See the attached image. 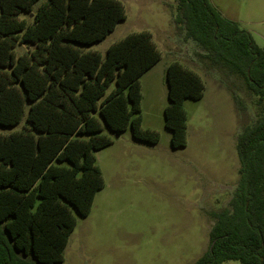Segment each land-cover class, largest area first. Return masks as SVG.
Segmentation results:
<instances>
[{
    "label": "trees",
    "instance_id": "1",
    "mask_svg": "<svg viewBox=\"0 0 264 264\" xmlns=\"http://www.w3.org/2000/svg\"><path fill=\"white\" fill-rule=\"evenodd\" d=\"M176 1V28L213 65L240 75L257 107L238 136L240 181L230 207L211 213L210 248L196 264H264V47L211 0ZM126 19L121 0H0V125L25 121L0 132V264L64 262L78 216L105 187L96 151L128 126L139 141H160L142 114L141 76L163 56L153 33L131 32L105 55L83 47ZM200 75L180 61L168 65L173 148L188 144L185 99L203 97Z\"/></svg>",
    "mask_w": 264,
    "mask_h": 264
},
{
    "label": "rangeland",
    "instance_id": "2",
    "mask_svg": "<svg viewBox=\"0 0 264 264\" xmlns=\"http://www.w3.org/2000/svg\"><path fill=\"white\" fill-rule=\"evenodd\" d=\"M121 1L127 19L103 40L83 47L105 55L113 42L131 32L153 33L163 56L141 76L142 114L143 127L158 130L161 139L157 144L139 141L128 126L96 151L105 187L95 195L91 212L78 216L65 261L58 264H196L210 248L211 213L230 207L240 181L236 146L239 134L256 117V98L240 75L213 65L176 28V0ZM211 1L264 47V0ZM25 49V44L18 45L20 52ZM173 61L196 70L205 82L202 98L185 99L188 144L179 148L171 146L164 115ZM23 122L0 125V132L21 129ZM223 264L241 263L233 259Z\"/></svg>",
    "mask_w": 264,
    "mask_h": 264
},
{
    "label": "water",
    "instance_id": "3",
    "mask_svg": "<svg viewBox=\"0 0 264 264\" xmlns=\"http://www.w3.org/2000/svg\"><path fill=\"white\" fill-rule=\"evenodd\" d=\"M116 138H119V135Z\"/></svg>",
    "mask_w": 264,
    "mask_h": 264
}]
</instances>
